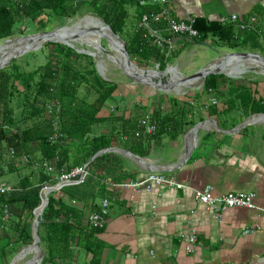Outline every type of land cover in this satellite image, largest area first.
Wrapping results in <instances>:
<instances>
[{"label": "crops", "instance_id": "crops-1", "mask_svg": "<svg viewBox=\"0 0 264 264\" xmlns=\"http://www.w3.org/2000/svg\"><path fill=\"white\" fill-rule=\"evenodd\" d=\"M131 7L135 12L136 7ZM168 7L171 14L186 22L204 18L208 21L234 23L238 27V23L231 20V16L236 14L238 21L256 17L257 22H263L264 29V0H168ZM160 8L157 5L152 11ZM158 28L163 37L171 39L172 47L169 49L166 46L169 49L168 57L176 54L168 65H179L185 69L183 65L192 66L193 58L202 46L215 47L212 38L199 44L191 38L172 34L164 25H158ZM240 31L238 28V32ZM198 70L193 68L192 72ZM220 74H226L227 82L214 96L202 88V92L196 91L193 94V99L169 96L167 103L163 104L154 100V95L147 90L143 96L139 95L135 100L126 102L125 107L117 106V112L122 113L120 109L124 110L122 115L125 117L130 115L134 106L143 108L140 111L143 117H150L160 108L164 114H171L175 101L178 102V110L186 107V119L179 120H184L185 123L193 121L191 123L195 124L187 125L190 127L181 135L165 134L160 140L152 142L151 153L144 157L159 166H167L169 171L163 173L164 176L182 186L153 185L151 190L135 191L124 184L142 182L150 172L120 153L119 161L123 166L119 164L118 167L109 158L99 161L91 166V174L102 178L99 185L95 183L94 176L90 175L80 184L72 183L52 191L63 203L80 212L85 218V225L88 219L92 224L93 215L100 216V223L92 225L102 229L101 233L95 234L94 240L97 242L96 246H99L96 250L98 259L95 261L93 253L79 247L77 238L72 237L68 257L48 264H92V261L93 264H264V115H258L264 114V91L251 86L235 88L231 86V80H235L236 86L242 85L237 80L240 78L238 74L237 77L226 72ZM178 91L177 86L174 92L179 93ZM248 91L260 103L258 106L261 110L245 106L235 96L238 92L242 94ZM122 93L124 92L120 87V91L115 94L120 102L124 96ZM192 104L200 105V108L205 106L206 111L198 113V109ZM109 110L107 106L102 114L109 115ZM254 116L255 121L244 126ZM196 124H201V127L197 132L195 150L182 165L187 147L193 143L188 132ZM238 127L241 129L235 132ZM96 130L101 132L98 127ZM116 147L120 148L118 145ZM112 170H116L115 175ZM119 174L123 178L117 183ZM9 178L0 180V183L8 184ZM206 186H211L217 196L253 192L257 208L235 207L216 212L197 199V191ZM105 198L110 202L107 212L102 205ZM8 222L9 219L7 224ZM248 229L250 231L246 232ZM192 235H195L196 242L190 241ZM24 246L18 249L16 255L27 248ZM41 247L42 252L37 249L42 257L41 261L39 259L37 262L29 250L25 255L17 257L19 259L15 264L29 254L33 256L31 264H43L45 250Z\"/></svg>", "mask_w": 264, "mask_h": 264}, {"label": "trees", "instance_id": "trees-1", "mask_svg": "<svg viewBox=\"0 0 264 264\" xmlns=\"http://www.w3.org/2000/svg\"><path fill=\"white\" fill-rule=\"evenodd\" d=\"M86 6L99 11L105 23L127 42L130 57L137 65L156 62L160 70H165L176 56L167 58L166 49L146 38V31L138 27L142 15L154 10L140 5V0H19L18 3L0 0V41L15 35L18 24H35L40 32L48 31L51 22L59 21L63 26ZM131 6L136 7L135 12ZM243 21L249 24L251 18ZM194 27L200 34L193 39L195 43L202 44L212 38L233 50L259 52L264 48V34L258 33L263 22L241 30L239 24L237 27L234 23L197 18ZM47 45L45 62L34 70H22L17 59L11 66L0 69V180L9 176L15 180L11 183L10 177L7 181L12 191L0 193V259L6 264L19 248L33 240L31 226L42 201V189L56 184L62 172L82 167L98 152L116 145L147 157L152 142L165 134L181 135L195 124L183 122L186 107L178 110L177 101L172 105L171 114H164L160 108L150 117H143L140 112L143 108L134 106L128 117L117 115L111 101L118 99L115 94L120 91V84L99 75L93 56L62 43L48 42ZM226 82L223 74L209 75L203 89L214 96ZM230 83L235 88L246 86H236L235 80ZM235 96L245 106L261 110L251 92H238ZM107 106L110 114L104 115L102 111ZM146 122L156 126L154 134L146 131L142 125ZM99 126L108 130L98 133ZM107 158L118 167L123 166L119 155L107 153L89 165L91 176H94L91 166ZM115 171L112 170L113 175ZM118 176L117 183L123 178L121 174ZM98 178L94 176L99 185L102 178ZM54 194H49V204L39 227L41 246L45 250L43 264L67 258L72 237L77 238L79 247L92 252L96 261L99 246L94 241L95 234L102 229L94 228L89 219L85 225L80 212ZM7 208L11 214L8 224L3 220Z\"/></svg>", "mask_w": 264, "mask_h": 264}, {"label": "rangeland", "instance_id": "rangeland-1", "mask_svg": "<svg viewBox=\"0 0 264 264\" xmlns=\"http://www.w3.org/2000/svg\"><path fill=\"white\" fill-rule=\"evenodd\" d=\"M95 20H100L105 25V23H104L105 21L103 19V16L100 14V12L95 11L92 7L86 6V7H83L74 17L66 20L65 23L63 24V26H62V23H60L59 21L54 22V23L51 22L48 25L47 30L52 31L55 29L56 30L60 29L62 27H64V28L66 27V28H70L71 30H74V28L76 26L80 25L83 22L81 24V26L79 27V29L83 30V34H80V36L78 35V37L75 38L76 40H73V44L75 45V49L82 51V53L93 56V58H94L93 61L96 65L97 71L101 77H103L105 80L112 81V82H118L120 84V87L122 88V91L124 92V93H122L124 96H122L121 102L118 99L111 101L113 103L111 105L114 106V108H117L118 105L121 107H125L126 102L129 103L130 100H135L136 97H138L139 95L143 96V93L145 91L147 93V90L152 94V96L154 95V97H153L154 100H158L163 104L167 103V98L169 96L171 98L172 97H176V98L181 97V98H185L186 100H189V99L195 98L193 96V94L196 91L202 92V88L204 87V85L202 84L201 81L194 82L196 84H193L192 86H183V87L178 86V90H179L178 92L179 93H176L174 91L166 92V91H163V90H160V89H157L154 87H150L146 84H141V83H138V82H135V81H132L131 79H129L125 73V70L122 68L121 62H117L114 59V57L112 56L116 53H114L113 48L110 47L109 42L103 36L101 39H99V37L96 34H94V33H100V31L94 30L96 28V26L93 24L94 22H96ZM20 28H21V30H20ZM76 32H79V31H76ZM76 32L72 33L71 35H75ZM38 33H40V31H38V28L35 24H28V23L18 24L15 35H13L9 38H6L3 41H0V51H1V47L7 45L8 43H10L12 41L16 42L20 38H26L27 36H32V35H35ZM261 36H263V35L261 34ZM213 40H214L213 44L215 45V47L212 46V48H211L207 45L202 46V49L198 51L197 56L193 58L192 66L188 67L187 64H186V66H184L182 64L183 67H186L184 69V68H182V66L180 67L178 65V67H176L174 64H169L167 68L175 67V68H169L168 69L169 72L171 74L176 73V75L178 77L184 78L185 76H189V75L194 73V72H192L193 68L198 70V69L206 66L209 62L213 61L214 59H216L218 57L221 58V57L225 56L226 53L229 54V53H233V52H244V50H241V49L233 50L231 48L222 46L220 44V42H217L215 39H213ZM47 43L48 42L43 43L41 45V47L37 50L28 51L25 54H23L21 57L16 58L18 60L20 68L22 70H25V71H32L39 64L44 63L45 62L44 53L47 54L49 52L48 51L49 47H48ZM209 43H211V42H209ZM7 53H9V52H7ZM10 53H12V52H10ZM254 53H257V52H254ZM3 54L4 53L1 51L0 56ZM257 54H260L261 56L264 57V48L262 51H259ZM13 60H15V59H12L10 62H8L3 69H5L6 66H11V62ZM135 65H137V64L135 63ZM137 66L143 70L144 69L160 70L159 66L157 64L151 63V62H149L147 65H137ZM236 67H237V69H238L237 71L239 73L238 72L235 73L233 70L232 74H234V76H236V77H237V74H238V76H240V78L237 79V80H240L239 83L241 82L242 85L252 86L253 88H259V90H261L262 92L264 91V68L253 67V68H255L253 70V68L251 66H249V67L243 66L242 64H240V65L236 64ZM169 76H171V75L169 74ZM184 84H186V82ZM84 93H85V90L81 91V94H84ZM217 100L219 101V98H217ZM192 106L195 107L196 109H198V113H203L206 111L205 106H202L201 108H200V105H197V104H195V105L192 104ZM187 108L192 109V107L190 108L189 106ZM120 110L122 113H120L118 111L117 115L124 114V110H122V109H120ZM199 110L201 112H199ZM194 113H196V112H194ZM205 124H209V123H205ZM98 129L102 131L104 128L102 126H99ZM106 130H108V129H105L104 131H106ZM123 157H124V155H123ZM124 158H126V157H124ZM9 177L13 178L11 183H14L15 182L14 177L13 176H9ZM4 244L5 243H3L2 245H4ZM26 246H24V247H26ZM15 255H13L9 258L10 262H11V260H13ZM32 258H33V256L29 254L26 256V258L21 259V261H19L17 264H31L30 262L32 261ZM18 259H17V261H18ZM1 262H2V264L4 263L0 259V263Z\"/></svg>", "mask_w": 264, "mask_h": 264}, {"label": "water", "instance_id": "water-1", "mask_svg": "<svg viewBox=\"0 0 264 264\" xmlns=\"http://www.w3.org/2000/svg\"><path fill=\"white\" fill-rule=\"evenodd\" d=\"M105 23V22H104ZM105 27L107 29H109L111 31V33L113 34V36H115V38L117 39L116 41H118L120 45L115 44V46H117L119 48V52L121 53L122 57L124 58V64H122V68L125 70L126 75L128 76L129 79H131L132 81L141 83V84H146L150 87H154L166 92L169 91H175V86L179 83H190V81H195L197 79V81H201L202 84H205V81L207 80L209 75H216V74H220L222 72H224L225 67L232 61V58H237V59H256V60H260L264 62V57L261 56L260 54L254 53V52H233V53H229L226 54L223 57H219L211 62H209L206 66L200 68L198 71L194 72L193 74L189 75V76H185L183 79H177V80H171L170 81V77L169 76V70L168 68H166L165 70H149V69H144V73L143 75H137L135 74L131 69L133 68V66H136L137 68H139L137 65H135V63L132 61L128 48H127V43L124 39H122V37L117 34L110 25H108L107 23H105ZM64 28V27H62ZM60 28V29H62ZM60 29H55L52 31H44V32H40L38 34L32 35V36H27L26 38H20V39H27L29 41V45L31 43H33L35 40H40V39H44L45 38V42H57V43H63L66 44L69 47L75 48V45L73 44V40H76L75 38L78 37V34H75L73 36H57V31H59ZM95 31H101L103 33V30L101 29H94ZM83 33V32H81ZM103 37L110 42V38L108 35H103ZM43 44V43H42ZM41 44V45H42ZM29 45H27V47L25 48H20L18 49L16 52H14L9 58L8 60H4L0 62V69L4 68L5 65L10 62L12 59H16L21 57L23 54H25L28 51L31 50H37L41 47V45L37 46V47H29ZM77 50V49H76ZM78 52L79 51L77 50ZM141 69V68H139ZM255 69V68H254ZM253 69V70H254ZM130 70V71H129ZM156 73H159L160 75H156ZM172 77V76H171ZM173 79V78H172ZM259 116H262L264 114H258ZM258 117H256L257 119ZM255 116L252 118H250V121L247 120V122L245 123L244 126L247 125H251L255 120ZM203 124L207 123V122H202ZM210 123V122H208ZM201 124H196L195 126L192 127V129L188 132V134L192 137L193 143L192 145L187 147L186 150V154L185 157L182 159V165H184L189 158L192 156V153L195 150L196 147V142H197V132L200 129ZM239 129L236 128L235 132ZM241 129V128H240ZM239 129V130H240ZM108 152H118L124 156H126L127 158H130L131 160H133L135 163H137L141 168L145 169V171L151 172V173H155V172H161V173H165L168 172L169 169L163 166H159L156 163L152 162L150 159L148 158H144L141 157L139 155L134 154L133 152L124 149V148H107L104 149L100 152H98L97 154H95L93 156V158H91L89 163H92L97 157H100L104 154H107ZM87 163V165L89 164ZM176 169V168H173ZM58 187V186H57ZM56 185L53 186H49V187H45L42 189L41 192V196H42V201L41 204L38 208H36L35 210V217L33 220V241L31 244H29V246H27V248H25L24 250H22L18 255L15 256V258L13 259V261L10 264H15L17 257L23 256L25 255L27 252H29V250L31 248H36L39 249L40 252H42V247L40 246V235H39V226L40 223L43 219V212L45 210V208L47 207V205L49 204V194L57 189ZM42 260V257H40V261Z\"/></svg>", "mask_w": 264, "mask_h": 264}, {"label": "built area", "instance_id": "built-area-1", "mask_svg": "<svg viewBox=\"0 0 264 264\" xmlns=\"http://www.w3.org/2000/svg\"><path fill=\"white\" fill-rule=\"evenodd\" d=\"M14 2L18 3L19 0H14ZM140 5L142 6H150L152 8L160 5L161 8L158 11H151L150 13H145L142 15L138 22V27L146 31L145 37L153 39L158 47L166 49L167 58L169 56V49L172 47L171 39L165 38L162 35L161 30L158 28V25H164L167 30H169L172 34L176 36H184L191 39L197 38L200 36L197 29L194 27V20L186 22L183 20L177 19L170 12V8L168 7V0H140ZM239 17L235 14L231 16V20L233 22H237L240 25L241 30L251 29L257 24V18L252 17L249 24L245 23L243 20H239ZM259 34L264 33V29L260 28L258 31ZM168 45V50L167 46ZM159 66V65H158ZM142 125L146 128L148 133L154 134L156 132L155 125H149L147 122L142 123ZM13 153V151H12ZM26 161L27 158H25ZM49 171L52 170V167L44 164ZM88 165H84L82 167H76L71 171L62 172L57 177V188L62 186H67L68 184L76 183L80 184L86 180V178L90 175V170ZM46 185L45 187L53 186ZM153 185H165V186H176L177 188H181L182 185L177 184V182L173 179H169L164 176V174L152 173L149 174L146 179L142 182H130L125 183L124 186L131 187L135 191L140 190H151ZM116 186V185H115ZM44 187V188H45ZM12 186L4 183H0V193H8L12 191ZM197 199L201 204L207 205L211 207L216 212L225 211L229 208L235 207H245L249 209H256L257 206L255 204V194L253 192H237V193H228L221 196H217L214 194L211 186H206L204 189L197 191ZM110 202L108 199H104L102 202L104 211L107 212L108 206ZM104 212V213H105ZM11 214L5 209V214L3 215V220L7 221L10 219ZM100 216L93 215L91 217V223L98 225L100 223ZM250 230H246L249 232ZM191 242H196L195 235L190 237Z\"/></svg>", "mask_w": 264, "mask_h": 264}, {"label": "bare ground", "instance_id": "bare-ground-1", "mask_svg": "<svg viewBox=\"0 0 264 264\" xmlns=\"http://www.w3.org/2000/svg\"><path fill=\"white\" fill-rule=\"evenodd\" d=\"M95 21L96 22H94L93 24L96 26L97 29L103 30V33L100 31V33H94V34H96L99 37V39H101L103 35H108L109 38H110V40H111L109 42L110 47H112L113 50H114V53H116V54H114L112 56L114 57V59L117 62H121V64H124V58L122 57L121 53L119 52L120 51L119 48L114 45V43L115 44H118L120 46H121V44L118 41H116L117 39L115 38V36H113V34L111 33V31L109 29H107L105 27V25L100 20H95ZM81 24L78 25V26H76L74 28V30H71L70 28H66V27L65 28H62L59 31H57L58 32L57 33V36H73L71 34L74 33V32H76V31H79V32H76V34L78 33V35L80 36V34H83V33H81V32H83V30L79 29V27L81 26ZM44 41H45V38L44 39H40V40H35L30 45H29V41L27 39H19L16 42H13L12 41V42L8 43L7 45L1 47V51L4 54L0 56V61H4V60L8 59L15 51H17L20 48H25V47H27V45H29V47H37V46L41 45L42 43H44ZM7 52H9V53L12 52V53L9 54ZM236 64H238V65L242 64L243 66H248V67L251 66V67H262V68H264V62L263 61H260V60L251 59V58H248V59L232 58V61L227 65V67H225L224 72L229 73V74H232L233 73V70H234L235 73L238 72L237 71L238 69L236 67ZM131 70L135 74H137V75H143V73H144L143 72L144 71L143 69H139L136 66H133V68ZM169 74L172 76V77L171 76H168V77H170V81L171 80H174V79L175 80L182 79L181 77H178L176 75V73L175 74H171L169 72ZM156 75L158 76L160 74L159 73H156ZM194 82H197V79L195 81H190V83L187 82L186 84H184V83L183 84L182 83L177 84V86H192L193 84H196ZM30 250H31L32 254H34V256H35L34 259L38 262L39 259H40V253H39V251H37L36 248H31Z\"/></svg>", "mask_w": 264, "mask_h": 264}, {"label": "clouds", "instance_id": "clouds-1", "mask_svg": "<svg viewBox=\"0 0 264 264\" xmlns=\"http://www.w3.org/2000/svg\"><path fill=\"white\" fill-rule=\"evenodd\" d=\"M116 153H118V152H116ZM87 165V164H86ZM90 165V163L88 164V166ZM155 173H159V174H163V173H161V172H155ZM150 174H152L151 172H150Z\"/></svg>", "mask_w": 264, "mask_h": 264}]
</instances>
